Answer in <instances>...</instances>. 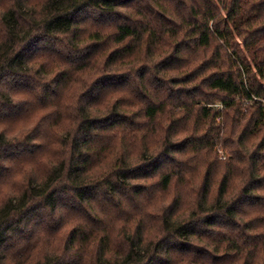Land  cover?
<instances>
[{
  "label": "trees",
  "instance_id": "trees-1",
  "mask_svg": "<svg viewBox=\"0 0 264 264\" xmlns=\"http://www.w3.org/2000/svg\"><path fill=\"white\" fill-rule=\"evenodd\" d=\"M0 264H264V0H0Z\"/></svg>",
  "mask_w": 264,
  "mask_h": 264
},
{
  "label": "rangeland",
  "instance_id": "rangeland-1",
  "mask_svg": "<svg viewBox=\"0 0 264 264\" xmlns=\"http://www.w3.org/2000/svg\"><path fill=\"white\" fill-rule=\"evenodd\" d=\"M219 154H220V152H219Z\"/></svg>",
  "mask_w": 264,
  "mask_h": 264
}]
</instances>
